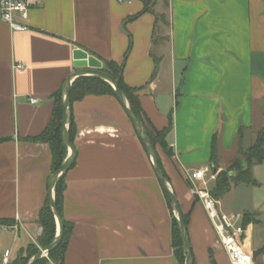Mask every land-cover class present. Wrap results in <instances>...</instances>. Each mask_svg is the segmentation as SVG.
Listing matches in <instances>:
<instances>
[{"label": "crops", "instance_id": "obj_1", "mask_svg": "<svg viewBox=\"0 0 264 264\" xmlns=\"http://www.w3.org/2000/svg\"><path fill=\"white\" fill-rule=\"evenodd\" d=\"M143 9L140 0H39L26 31L0 20V220L13 221L0 225V261L38 247L52 171L48 144L32 139L49 124L54 95L80 70L74 53L82 51L122 65L123 83L140 89L149 129L168 128L171 118L170 155L156 152L188 219L193 264H230L180 167L211 169L214 146L221 171L237 157L239 130L249 148L262 127L264 0H153ZM71 115L75 161L64 176L62 218L72 230L63 264H177L167 200L118 101L85 96L71 103ZM252 176L256 186H232L217 208L235 215L231 200L252 220L249 247L264 264V238L253 239L264 219V162Z\"/></svg>", "mask_w": 264, "mask_h": 264}, {"label": "trees", "instance_id": "obj_2", "mask_svg": "<svg viewBox=\"0 0 264 264\" xmlns=\"http://www.w3.org/2000/svg\"><path fill=\"white\" fill-rule=\"evenodd\" d=\"M140 1H142L144 4V9L141 13L149 12L150 4L153 1L151 3L148 0H140ZM102 71L110 75L112 78L118 80L119 89L126 97L130 109L132 110L134 115L144 125L146 135L148 136L154 148L156 149V146H159V148L165 154L170 155L165 138L172 127L171 118L169 120L168 128H164L161 131H157L155 129H150L148 131L145 127V120L143 118V113L141 111V107L138 99V92L140 89L128 87L123 83L122 65H118L115 62L102 61ZM89 95H93V96L110 95L115 98V94L112 88L100 78L80 77L76 79L70 89V93H69L70 102L72 103L74 101L81 100L85 96H89ZM53 99H54L53 101L54 105H53L52 117L49 124L46 126L44 131L38 137L32 139V141L44 142L48 144L51 153L52 175L60 168L67 153V148L61 136V117L63 113L62 90H60L57 94H55ZM261 132L262 133H260L257 136L256 142L253 145H251L249 148L244 149L241 143L242 130L241 129L239 130L237 157L231 162L230 165V166H234V168L237 169V174L235 176H230L228 173H222L218 175L217 179L213 183V186L210 190V194L214 199L220 200L222 197H224L227 193L230 192L232 186H236L239 184L256 186L257 183L252 176V167L256 164H261L262 162H264V128ZM68 135L70 142L73 143L75 128L71 113L68 122ZM144 149L146 150L145 147ZM158 163L162 175L167 180L162 170L159 159H158ZM211 166H212L211 169L213 171H216V157H215L214 146L212 147ZM65 174H63L56 181L54 186L55 205L61 217H62L63 192L65 190V183H64ZM164 195L167 200L168 209L172 215L173 254L177 261V264H184L185 253L183 251V245H182V240L179 233L178 225L172 214L171 201L168 195H166L165 193ZM183 220L187 227L188 219L184 215H183ZM243 220H244V224H248L249 222L248 218L244 217ZM62 221H63L62 239L58 244V246L48 254V258L54 264H63V255L65 252L69 235L72 230V226L69 223L64 221L63 218ZM12 224L13 221L0 220V225L2 226H10ZM38 224L41 228V233L36 241V245L38 247H36L35 245H29L24 251L26 253L25 256L22 257V255L19 254L18 257L15 260H13L10 264H26L27 261L37 253L38 248L40 249L45 248L53 241L56 232V224L53 213L48 205L47 200L45 201L44 205L42 206V208L38 213ZM35 264H46V261L45 259L42 258L39 261H37Z\"/></svg>", "mask_w": 264, "mask_h": 264}, {"label": "water", "instance_id": "obj_3", "mask_svg": "<svg viewBox=\"0 0 264 264\" xmlns=\"http://www.w3.org/2000/svg\"><path fill=\"white\" fill-rule=\"evenodd\" d=\"M74 66L79 68L80 70L74 72L70 77L66 80L63 89H62V117H61V136L62 140L67 148L66 157L63 160L60 168L51 175L49 182H48V196L47 201L48 205L53 213L55 224H56V232L53 241L45 248H41L37 251V253L32 256L26 264H35L42 258H46L48 254L53 251L62 239L63 233V221L62 217L57 211L55 205V198H54V186L56 181L68 170L73 166L75 161V151L72 143L70 142L69 135H68V122L71 113V102H70V89L76 79L80 77H97L106 82L114 91L115 98L120 104L122 110L124 111L126 117L130 121L137 138L139 139L140 143L146 148V152L150 158L152 169L154 175L162 189V191L168 195L171 201L172 207V214L175 218L179 233L182 240L183 251L185 253L184 264H193V255L190 248L187 227L183 220V215L176 199V196L168 184V181L162 175L159 163H158V156L156 149L150 142L148 136L146 135L144 125L142 122L134 115L132 110L130 109L129 103L119 89L118 80L112 78L110 75L104 73L102 71V63L98 59L93 56H89L82 51H75L74 53Z\"/></svg>", "mask_w": 264, "mask_h": 264}, {"label": "built area", "instance_id": "obj_4", "mask_svg": "<svg viewBox=\"0 0 264 264\" xmlns=\"http://www.w3.org/2000/svg\"><path fill=\"white\" fill-rule=\"evenodd\" d=\"M121 2V1H120ZM39 0H0V20L12 31L24 32L27 30L26 21L30 9L37 5ZM16 72L24 69L20 62L13 65ZM28 103L35 105L38 99L29 98ZM181 175L189 181L199 201L207 213L208 220L216 236L217 245L227 256L230 264H256L253 252L249 247V226L243 222V217L228 215L217 208L218 200L214 199L208 190V184L215 179V173L210 168L203 170H189L180 167ZM196 183L200 185L197 187ZM9 253H5L0 264H10Z\"/></svg>", "mask_w": 264, "mask_h": 264}, {"label": "rangeland", "instance_id": "obj_5", "mask_svg": "<svg viewBox=\"0 0 264 264\" xmlns=\"http://www.w3.org/2000/svg\"><path fill=\"white\" fill-rule=\"evenodd\" d=\"M150 3L153 1V0H148ZM145 127H146V129L149 131L150 129H149V127H148V125H146L145 124ZM263 128H264V123H263V125H262V127H260L257 131H256V133H255V136H254V142H253V144L256 142V140H257V136L260 134V133H262L261 131L263 130ZM145 129V128H144ZM252 144V145H253ZM156 148H159V146H156ZM244 149H246V148H244ZM231 164H229L225 169H223V170H221V171H215L216 173H215V179H214V181H211L210 183H209V185H208V190L210 191L211 190V188H212V186H213V183L215 182V180L217 179V177H218V175H220V174H222V173H228L230 176H235L236 174H237V169L236 168H234V166H230ZM227 202V204H229V205H231L232 207H233V212L235 213V216H237V217H241L240 215H238V214H241L240 213V211L238 210V209H235V203L233 202H231V200H226ZM247 220V219H246ZM251 221L252 220H250L249 219V222H248V224H245V225H250V223H251ZM243 222H244V220H243ZM261 222H263V225H259V226H255V228H254V231H253V239H254V244H256V243H258L261 239H263L264 238V219H262L261 220ZM264 240V239H263ZM39 250V249H38ZM25 252L23 251L20 255H22V257L23 256H25ZM48 257V256H47ZM43 259H45V258H43ZM259 260V262H262V259L261 258H259L258 259Z\"/></svg>", "mask_w": 264, "mask_h": 264}]
</instances>
